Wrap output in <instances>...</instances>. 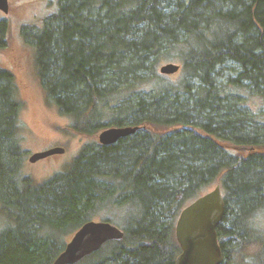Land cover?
I'll list each match as a JSON object with an SVG mask.
<instances>
[{
  "label": "trees",
  "instance_id": "1",
  "mask_svg": "<svg viewBox=\"0 0 264 264\" xmlns=\"http://www.w3.org/2000/svg\"><path fill=\"white\" fill-rule=\"evenodd\" d=\"M7 32L0 20V47ZM23 34L70 130L138 128L84 143L33 182L20 175L15 78L0 67V264H52L64 233L105 209L123 236L75 264H174L180 211L216 181L220 264H262L264 0H57ZM174 61L171 81L157 66Z\"/></svg>",
  "mask_w": 264,
  "mask_h": 264
},
{
  "label": "rangeland",
  "instance_id": "2",
  "mask_svg": "<svg viewBox=\"0 0 264 264\" xmlns=\"http://www.w3.org/2000/svg\"><path fill=\"white\" fill-rule=\"evenodd\" d=\"M56 1L7 0V10L5 12L0 10V20L5 21L8 31L6 41L0 47V67L13 74L17 97L21 104L18 131L24 156L20 175L29 176L33 182H42L58 172L73 159L84 143L97 139L98 135L97 133L96 136L90 137L74 133L69 128V118L55 105L47 102L44 87L36 73L34 49L27 43L23 34L25 29L40 26L43 19L56 10ZM162 64L163 62L158 64L157 70ZM177 74L178 72L168 74L166 78L175 80ZM56 146L63 147L64 151L34 162L28 160L32 153ZM217 183L218 181L214 182L208 189L213 188ZM1 210L0 201V230L6 225ZM97 214L94 217L96 220H105L106 215H114L117 219L123 218L120 212L112 209H105ZM261 218L264 219V213ZM71 235L66 236L64 233L63 238L68 241Z\"/></svg>",
  "mask_w": 264,
  "mask_h": 264
},
{
  "label": "water",
  "instance_id": "3",
  "mask_svg": "<svg viewBox=\"0 0 264 264\" xmlns=\"http://www.w3.org/2000/svg\"><path fill=\"white\" fill-rule=\"evenodd\" d=\"M0 10L3 12L7 10V0H0ZM179 68V64L167 62L160 66L159 71L173 74ZM137 128L136 126H110L101 130L97 139L101 144L113 143L118 138L133 133ZM63 151V147H52L32 153L28 160L34 162ZM224 209L221 188L219 184H216L180 211L175 222V236L181 251L174 264H220L222 262V251L216 228L222 220ZM122 236L123 231L108 221L88 220L72 234L52 264H75L99 249L107 240ZM262 264H264V256Z\"/></svg>",
  "mask_w": 264,
  "mask_h": 264
}]
</instances>
